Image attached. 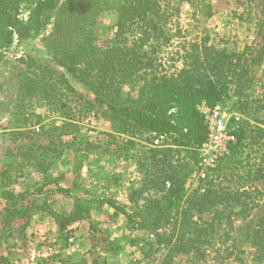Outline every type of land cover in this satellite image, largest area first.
Segmentation results:
<instances>
[{"label": "rangeland", "instance_id": "obj_1", "mask_svg": "<svg viewBox=\"0 0 264 264\" xmlns=\"http://www.w3.org/2000/svg\"><path fill=\"white\" fill-rule=\"evenodd\" d=\"M38 1L22 0L17 11L18 17L29 20L31 10ZM75 1L57 0L56 8L42 15L39 28L31 29L25 36L13 32L10 41L0 48V171L3 172L6 167L16 168L12 172L15 182L5 188L13 190L15 194L24 192V200L18 197L19 206L36 199L29 205L32 210L29 213L22 210L11 214L7 201L2 198L7 180L0 175V253L8 256V264H145L141 246L146 240L155 239V232L135 228L121 211L115 215L113 207L98 199H111L126 205L131 211L133 204L128 200L130 190L140 182L145 171L140 165L144 162L142 155L149 148H178L171 136L156 143L155 136L150 132L136 131L131 126L120 125V121L99 114L84 120L85 129L75 139L74 127L63 122L70 120L76 123V120L64 119L61 112H56L45 122L64 126L72 133L64 136L71 146L64 147V152L50 165L47 180L44 179V173L35 167L30 168L26 163L31 162L34 156H44L38 143L39 139L46 138V134L40 133L39 124L35 125L38 130L34 135L35 141L38 140L36 144L29 137L32 134L27 129L34 128L31 124L36 118L32 114L46 110L39 107L34 99L31 100L32 107L28 101V104L20 102V76L27 69V64L51 61L52 41L61 39L53 33L59 12L57 9ZM167 2L170 3L169 9H165V16L160 20V24L165 27V37L151 39L159 58L157 71L160 74L177 72L183 66L185 51L194 42L203 44L205 41L212 48L226 49L228 53L234 54L232 61L235 70L249 71V76L240 83L230 84L229 93L233 97L223 104L228 124L237 130L241 123L246 122L252 135L257 133V128L264 129L262 0H161L163 6ZM116 4L117 0H91L89 7V3L84 1L80 16L86 20H80L90 24L96 20L97 14L96 23L102 27L98 30L97 45H110L119 32L117 22L120 11ZM136 34L143 35L140 29L133 33L132 28H129L121 37L126 36L129 43ZM51 65L56 66L53 63ZM72 85L78 94L94 96L79 82L72 80ZM235 90L242 92L243 100L251 102L252 107L248 112L236 106L238 95H234ZM130 91L136 95V89L129 84L125 87V93ZM77 96L70 91L64 95L68 106L66 110L70 115L76 111ZM58 133L60 130H53L51 136L56 137ZM86 134L93 145L88 150H77L84 148L83 138ZM261 138L254 144L252 153L247 150L244 155L249 153L250 156L243 158V164H249L248 168L254 171L259 165L264 169V136ZM192 149L181 147L171 157L173 164L190 162L193 168L185 179V198L196 189L203 191L206 180L214 176V170L230 154L229 147L217 167L209 171L206 179H202L199 175L200 153L195 162L191 158ZM246 170L247 166L244 169L237 164L236 168L233 166L231 171L229 169L225 176L216 181L217 187L229 186L248 191L244 199L247 196L249 198L244 213L233 215L232 223L226 219L221 222L219 235L225 234L227 230H230L231 235L228 239H220V242L219 239L215 240L213 248L229 247L234 249V254L223 258L224 251L221 250L215 259L209 255L215 264H239L241 261L246 264H264V255L259 251L256 253L258 248H264V177H247ZM60 186L63 189H59ZM169 187L170 182L167 180L160 187L147 188L138 202L144 203L150 197L159 198ZM170 212L175 214V210ZM6 218L9 219L10 230L6 226ZM12 230L14 233L8 236ZM162 261L157 256L151 264H162ZM171 264L186 263L176 257Z\"/></svg>", "mask_w": 264, "mask_h": 264}, {"label": "trees", "instance_id": "obj_2", "mask_svg": "<svg viewBox=\"0 0 264 264\" xmlns=\"http://www.w3.org/2000/svg\"><path fill=\"white\" fill-rule=\"evenodd\" d=\"M21 1L0 0V48L10 41L13 32L25 36L31 29L39 28L42 15L56 8L57 4V0H39L32 8L29 20L25 21L17 14ZM84 1L90 7L91 0H77L57 9L59 12L53 33L61 39L55 42V38L52 41L51 61L27 64V69L20 76V102H29L28 105L32 107L31 100L34 99L39 107L46 110L32 114L36 118L31 124L34 128L27 129L32 134L29 137L34 141L38 130L46 134V138L39 139V143L35 141L43 149L44 156H34L31 162H26L27 166L44 173V179L47 180L50 165L64 152V147L71 146L64 136L72 133L64 126L45 122L56 112H61L64 119L76 120V123L70 120L63 122L74 127L75 139L85 129L84 120L99 114L120 121V125L131 126L136 131L150 132L153 137L167 134L178 148H149L142 155L144 162L140 165L145 171L142 172L140 182L130 190L128 200L133 204L131 211L126 205L111 199L98 200L113 207L115 215L121 211L135 228L155 232V239L146 240L141 246L145 264H151L157 256L163 259L162 264H171L176 257L182 258L186 264H215L211 259L218 257L221 250L224 251L223 258L231 257L234 249L221 246L213 248V242L230 238V230L219 235L221 222L226 219L232 223L233 215L247 210L248 196L245 199L244 196L249 192L229 186L217 187L216 181L225 176L229 169L231 171L233 166L236 168L237 164L244 169L247 166V177H264L263 166L259 165L254 171L248 168L249 164H243V158L250 156L254 144L264 136V129L257 128V133L252 135L247 129V123H241L239 129L234 131L236 141L229 145L230 154L214 170V176L206 180L204 190L196 189L187 198L185 179L193 168L190 162L173 164L171 157L181 147H190L193 148L192 160L198 161V149L208 136V126L198 105L202 102L208 106L225 104L229 97H233L229 93L230 84L240 83L249 76V71L235 70L232 61L234 54L228 53L226 49L212 48L203 41V44L194 42L187 48L183 66L177 72L160 74L157 71L159 58L151 39L165 37V27L160 24V20L164 18L165 9H169L170 3L163 6L161 0H117L116 8L120 11L117 22L119 32L110 45L103 47L96 43L99 39L98 30L102 29L96 23L97 14L96 20L90 24L80 20L84 18L80 16ZM262 2L264 4V0ZM129 28H132L133 33L140 29L143 35L136 34L128 43L129 39L123 35ZM51 63L56 66L52 67ZM72 80L87 87L94 96L78 94ZM129 84L136 89L135 96L132 91L125 93V87ZM67 91L78 95L76 111L72 115L66 110L68 106L64 101ZM234 95H238L236 106L248 112L252 107L251 102L243 100L242 92L235 90ZM37 124L40 125L38 130L35 128ZM53 130H60V133L56 137L51 136ZM83 139L84 148L77 150H88L93 145L87 134ZM247 150L249 153L244 156ZM14 169L6 167L3 172L0 171V175L7 180L2 198L7 201L11 214L22 210L27 214L32 211L29 205L36 199L19 206L18 197L24 200V192L15 194L13 190L5 188L15 182L12 174ZM167 180L170 187L166 193L159 198L150 197L144 203L138 202L147 188L160 187ZM59 189L63 188L60 186ZM172 210H175L174 215L170 212ZM8 220L5 219L6 222ZM6 226L10 230L9 222ZM230 227H233L232 224ZM12 233L13 230L8 236ZM258 251L264 255V248H258L256 253ZM8 263V256L0 253V264ZM239 264L246 263L241 261Z\"/></svg>", "mask_w": 264, "mask_h": 264}, {"label": "built area", "instance_id": "obj_3", "mask_svg": "<svg viewBox=\"0 0 264 264\" xmlns=\"http://www.w3.org/2000/svg\"><path fill=\"white\" fill-rule=\"evenodd\" d=\"M198 108L204 114L208 126L207 139L198 149L200 153L199 175L202 179H206L209 171L215 169L221 157L228 153L229 145L236 141V136L235 130L228 124L223 113L225 112L223 105L208 106L202 102ZM167 137V134H158L155 136V142L159 143Z\"/></svg>", "mask_w": 264, "mask_h": 264}]
</instances>
